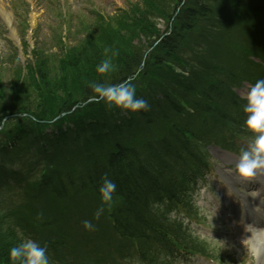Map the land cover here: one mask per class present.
Masks as SVG:
<instances>
[{
  "label": "trees",
  "instance_id": "trees-1",
  "mask_svg": "<svg viewBox=\"0 0 264 264\" xmlns=\"http://www.w3.org/2000/svg\"><path fill=\"white\" fill-rule=\"evenodd\" d=\"M210 1L217 0H143L142 7L132 6L123 18L129 25L119 21L118 25L123 28L118 29L123 32L113 34L115 38L112 34L106 35L110 48L117 49L113 54L116 53L118 61L106 74L96 71L103 57L95 50L94 54L85 56L73 54L71 50L64 53L63 56L70 57L72 63H90V66L78 65L83 71L77 72L75 77L79 79L74 86L67 88V95L54 100L57 94L52 86L43 83L45 100L38 104L28 105L21 96L18 99L15 96L12 103L10 99L6 101L16 113L26 111L33 116L9 119L3 134L15 149L8 164L18 167L21 172L28 171L36 164V158H40L38 153L42 142L46 144V139L57 142V145L49 147L46 144L41 149L49 155L52 151L47 152V149L50 148L57 156L65 144L82 138L87 118L96 110L107 111L101 103L91 102L53 123L47 121L59 112L71 109L78 100L93 94L90 84H111L133 74L140 67L144 50L148 49L142 71L131 82L138 92L137 97L147 100V110L135 113L126 121L120 120L115 125L104 123L99 128L95 127L101 134L87 146L78 148L73 163L62 160L57 172L62 179L56 176V184H51L49 189L58 197H64L69 191H89L100 197L99 187L103 178L107 177L117 185L113 196L121 198L111 213L115 229L124 236L144 241L161 239L164 233L162 225L146 212L150 197L167 190L159 183V177L167 175L163 182L169 185L168 174L183 172L185 165V168L193 167L202 160L197 143L193 141L198 133L180 119L183 115L192 118L193 112L189 110L193 111L194 108L201 114L202 120L210 118L230 128V118L221 106L238 107L241 103L230 86L218 76V73L227 76L231 82L238 81L242 76L240 72L227 71L223 65L219 67L217 61L219 48H224L228 43L224 42L226 31L234 24L215 23L212 18L224 14L221 19H227L228 13L234 11L264 14V0H222L219 11L213 8ZM156 15L165 18V31L173 17L168 35L159 41L161 31L153 20ZM135 39L137 43H133ZM104 40V37L96 39L98 52H101L98 44ZM36 66L45 67L43 63H35L29 69L30 80L35 78L33 71ZM178 69L187 70L188 75ZM2 96L5 97V94ZM4 110V107H0V114ZM171 114L174 119L167 120ZM110 119L108 112L101 116L103 122ZM144 123L153 125L155 132H166L165 135L135 142L131 132ZM49 126L51 132L47 133L45 129ZM4 170L9 171V166ZM65 170L69 172L64 173ZM9 238L0 232V264H12L9 251L15 245Z\"/></svg>",
  "mask_w": 264,
  "mask_h": 264
},
{
  "label": "rangeland",
  "instance_id": "rangeland-1",
  "mask_svg": "<svg viewBox=\"0 0 264 264\" xmlns=\"http://www.w3.org/2000/svg\"><path fill=\"white\" fill-rule=\"evenodd\" d=\"M7 1L10 3L11 0ZM23 1L26 3V5L21 6L19 12L26 16L29 20L30 28L27 32V39L30 43H28V45L27 43H24V40L22 42V46L20 45L21 36L18 34L19 25L17 24L16 17H11L13 20H11L8 27L7 25L9 20L0 11V107H4L8 99L11 100V103L15 96L17 97L16 99H18L22 90L23 101H25L28 105L40 103L42 100H45L44 95L42 94L43 83H46V86H52V90L57 94V97H54V100L67 95V88L74 86L77 79H79V77H75V75H77V72L83 71L78 67V65L82 66L88 64L90 66V63L70 62V57L63 56V54L69 50H71L73 54H79L83 56L91 55L90 53L94 54L93 50H95L96 54L99 53L100 56L103 57L102 61L110 58L113 67L116 62H118L116 58L117 56L115 57L116 53L113 54V52H116L115 50L117 49L115 47L112 49L110 48L111 45L108 43V38L106 37V35L110 36L112 34V37L115 38L116 35L113 34H117L121 31V29L118 28L122 26L118 25L117 22L115 24V18L105 21L100 19L94 20V17H86L85 20H83V24H85V26L82 28L83 24H80V30H78L80 25L75 28L74 25L77 23L78 16L83 13L89 15V11L92 8H96L97 11L101 12L102 14L111 15L119 8H126L134 0H67L65 9L68 14L66 16V21L63 22H60L52 14L53 10L55 12V9H57L59 6L58 0ZM53 7H55V9H53ZM129 10L130 9L124 10L117 14L123 23H125L123 18L126 17V13H128ZM93 21L95 22L94 24ZM125 24L129 25V22ZM8 28L15 33L19 40L18 43H14L12 41V33L8 30ZM57 32L60 33L57 34ZM61 33L65 34L66 38L59 37ZM99 37H104L105 39L103 42H99L98 44L99 50L101 52H98L95 47V41L96 39H99ZM237 39H239V41L241 40L245 42L244 37L238 32L237 29L231 28L229 31H226L224 42L237 41ZM12 46H14L17 51H13ZM225 49L226 48L222 47L219 48L217 56L218 61L219 58L224 60L227 56ZM102 51L105 53L103 54ZM117 55H119V51L117 52ZM33 61L35 63H43L45 65L44 68L41 66H36L33 71V77H35L34 79L30 81L27 75L23 76L22 73L17 75L18 70H20L22 67H25L29 62L32 63ZM58 65L59 69H57ZM248 90L249 86L247 83H243L239 88H237V91L240 95H246ZM3 94H5V97L2 96ZM209 151L214 156L223 157L222 152L219 151L215 146H209ZM207 189L206 191L204 189L201 190L198 201H200L202 197H206V195H208ZM223 195L228 199V209H230V206L236 199L228 190L226 192L223 191ZM49 200L52 201L51 197ZM89 200L95 201L92 197L87 196L86 194L77 195V202L78 204L80 203V205H75L74 211L81 209L82 213L89 212V215L94 216V212H96L97 208L100 207L101 204L97 203L96 201L94 204ZM72 201L74 202V198ZM87 204H90L91 206H87ZM4 210H6L4 217L5 223H8V218H15V220L19 221V218H17L16 214H12L5 204L3 205V212ZM91 210H94V212L91 213ZM212 211L213 213L210 216L212 218L218 217L219 211H221L220 204L212 207ZM60 213L61 211H57L56 207L51 208V210L39 208L33 211L31 216H29L27 219L22 220L27 226H24L20 221L17 222V226L14 229L19 243L26 239H32L39 243L35 235L41 236L43 239H46L47 242L58 243V254L54 255L51 250L47 249V255L50 259V264L81 263L85 256L80 251V249L89 252L94 250L95 247L97 249V251L94 250L96 255L98 252H101V254L106 259H108V262H110V259L113 264H125L123 256H125L129 250L128 244H125L123 239H118L117 237L114 238L111 236L108 228L105 227V230L103 231L98 225L100 219L97 220L93 216L89 221H92L95 227L94 230L89 231L83 227V221L87 220L85 219V215L79 213L74 214L72 223L76 221V224H73V227L68 229H73V236L76 240H73V238L72 240L64 238L60 234V231H56L51 225L40 226L37 224V226H33L36 232H33L30 229L33 228L30 227L31 220L34 222L35 218H38L37 220L43 219L48 221L51 220L53 216H57ZM28 223L30 228L28 227ZM74 228H77V230L75 231ZM11 229L14 230L12 227ZM83 230H85L88 235L83 236ZM239 236H242V233H240ZM39 244L41 246H46L43 243ZM89 245H92V247ZM209 247L212 253H216L218 258H220L218 255H220L226 264H252L250 259H248V261L245 263H241L237 256L230 254V252H232V247L229 242L226 245L224 241H218V244H211ZM119 249L123 250L118 251ZM222 251L225 252L220 254ZM135 261V259H131L129 264H135ZM94 264L98 263L95 262ZM102 264L104 263L102 262ZM213 264H218V261H215Z\"/></svg>",
  "mask_w": 264,
  "mask_h": 264
},
{
  "label": "clouds",
  "instance_id": "clouds-1",
  "mask_svg": "<svg viewBox=\"0 0 264 264\" xmlns=\"http://www.w3.org/2000/svg\"><path fill=\"white\" fill-rule=\"evenodd\" d=\"M113 69L111 59L103 60L96 71L106 74ZM95 93L91 97L94 101H102L109 109L118 108L132 113L147 110V100L138 98L136 87L130 82L108 84L95 82L89 85ZM243 111L246 114L244 121L245 129L253 134L248 146L244 148L237 158L236 171L244 179L254 176L258 170L264 169V79L257 80L247 91ZM117 185L107 177L99 187L101 205L95 212V219H99L106 208L111 207L113 194ZM83 227L86 230H94L92 221L84 220ZM257 231L247 230L251 235L245 236L241 243L246 250V257L252 258V264H259L264 256V239L258 236ZM9 259L12 264H50L46 246H41L32 239H26L9 251Z\"/></svg>",
  "mask_w": 264,
  "mask_h": 264
},
{
  "label": "bare ground",
  "instance_id": "bare-ground-1",
  "mask_svg": "<svg viewBox=\"0 0 264 264\" xmlns=\"http://www.w3.org/2000/svg\"><path fill=\"white\" fill-rule=\"evenodd\" d=\"M16 6V5H15ZM11 5L10 3L5 0H0V11L2 12V14L9 20L11 21V17L13 16V13L11 11ZM211 15L209 14L208 17H210ZM94 24V23H93ZM3 144H5V146H9L12 142H10L9 140H0ZM46 144L49 146V147H53V146H56L57 145V142L55 141H52L50 139H46L45 140ZM168 176L167 175H163V176H160L159 177V183L166 187L167 189H170L171 186H169L168 184H165L163 182V179L167 178ZM83 194H86L87 196H89L87 193H81L80 195H83ZM74 202H77V196L74 197ZM65 205V212L62 216V218H59L58 221L60 223H62L63 227L65 228H70V227H73V224H76V221L74 223H72L73 221V218H74V211L72 209V207L70 205H68L67 203H63ZM73 230V229H72ZM72 230H69L68 231H72ZM74 230L76 231L77 228H74Z\"/></svg>",
  "mask_w": 264,
  "mask_h": 264
}]
</instances>
